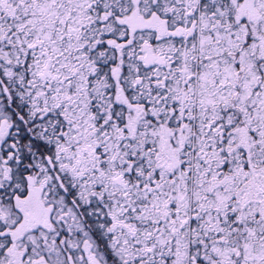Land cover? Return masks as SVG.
I'll use <instances>...</instances> for the list:
<instances>
[{
	"label": "snow or ice",
	"instance_id": "obj_1",
	"mask_svg": "<svg viewBox=\"0 0 264 264\" xmlns=\"http://www.w3.org/2000/svg\"><path fill=\"white\" fill-rule=\"evenodd\" d=\"M0 264H264V0H0Z\"/></svg>",
	"mask_w": 264,
	"mask_h": 264
}]
</instances>
